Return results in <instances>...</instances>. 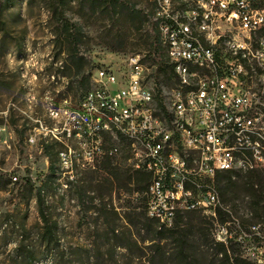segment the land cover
<instances>
[{
  "label": "built area",
  "instance_id": "built-area-1",
  "mask_svg": "<svg viewBox=\"0 0 264 264\" xmlns=\"http://www.w3.org/2000/svg\"><path fill=\"white\" fill-rule=\"evenodd\" d=\"M151 1L152 24L164 21L157 41L165 48L172 84L150 87L138 55L127 57L123 71L95 69L97 84L76 107L47 110L53 116L49 132L63 146L64 168L78 155L87 165L118 155V146L105 149V141L113 140L96 121L97 111H110L123 124L129 168L150 176L143 194L149 219L170 228L177 215L200 212L213 222L214 243L239 246L242 259L264 264V224L234 221L216 186L219 173L264 168L255 157V149L264 147V8L259 7L264 0H192L190 14L172 1ZM227 47L241 51L244 68H237ZM182 60H200L204 75L186 81L177 72ZM167 91L175 92L178 117L169 116ZM101 92L110 93V102L102 101ZM150 99L164 105V112H152ZM159 114L171 118V127L160 129ZM67 131H74L75 147L66 145ZM238 154H245V161H238ZM218 209L228 216L225 222L217 220Z\"/></svg>",
  "mask_w": 264,
  "mask_h": 264
},
{
  "label": "rangeland",
  "instance_id": "rangeland-1",
  "mask_svg": "<svg viewBox=\"0 0 264 264\" xmlns=\"http://www.w3.org/2000/svg\"><path fill=\"white\" fill-rule=\"evenodd\" d=\"M171 1L179 12L190 9L192 3ZM259 7L264 8V3ZM154 9L151 0H120L115 6L97 7L87 0H0V215L10 214L16 225L7 223L0 228V263L23 235L37 250L34 264H93L96 246L100 247L104 264H146L144 259H136L121 248L112 257L108 254L106 241L114 238L99 209L105 204L121 217L136 203L134 195H118L116 186L111 193L106 191L109 177L100 167L104 157L87 165L78 155V161L71 162L70 169H66L63 146L58 145V171L48 180L49 162L42 143L56 142L49 132L53 118L48 108H74L80 98V93L68 89L75 85L68 77V51L72 45L67 34L77 38L75 52L83 59L85 74L90 77L99 68L123 71L130 55L142 59L149 77L155 73V64L165 59L164 48L153 53L144 46L146 41L158 45L157 23L150 20ZM147 83L154 87L151 80ZM162 85L170 86L164 82L158 87ZM112 140L105 141V149L119 146L118 155L110 157L113 165L129 168L126 144ZM66 145L75 147L76 139L66 138ZM78 187L85 190L82 199ZM39 189L43 190L46 206L57 222L56 253L44 250L37 237L41 224L35 194ZM230 204L234 217L246 224H264V218L252 219L249 199L242 197ZM209 221L212 233L213 222ZM125 228V221L119 220L118 231ZM235 249L240 255L239 246Z\"/></svg>",
  "mask_w": 264,
  "mask_h": 264
},
{
  "label": "trees",
  "instance_id": "trees-1",
  "mask_svg": "<svg viewBox=\"0 0 264 264\" xmlns=\"http://www.w3.org/2000/svg\"><path fill=\"white\" fill-rule=\"evenodd\" d=\"M87 1L94 7L106 4L115 6L120 3V0ZM131 13L136 15L137 12L131 10ZM67 36L70 37L68 43L72 45V50L68 51L70 65L68 77L70 78V83L75 85L74 88L69 87L68 89L76 94L80 93L79 97H81L85 91L90 89L91 77L85 74L83 59L75 52L77 38L69 34ZM144 46L149 47L153 53L157 49H161L159 44L155 46L153 41H149V43L146 41ZM155 66V73L148 77L152 81L154 88L157 89L164 82L171 85V67L166 57L163 61L156 63ZM160 76L162 80H160ZM42 144L44 156L49 162L46 176L48 180H51L58 171L56 158L59 144L54 141L48 143L46 140ZM100 167L108 173L109 180L106 182L109 186L106 190L108 193H111L112 187L116 186L118 195L121 193L130 196L137 194V197L133 199L136 204L130 207V211L124 213L121 217L117 212L115 213L113 210L106 208L105 204L99 209L100 216L109 225L110 229L108 231L114 238L113 241L110 239L106 241L108 254L111 257L115 250L121 248L129 251L136 259H144L146 264H252L240 257L235 249L236 245L231 244L226 249L223 245L214 243L211 230L208 228L210 221L200 212L177 215L170 228H164L158 225L156 221L149 219L145 213V199L143 197L150 181L148 174L131 171L130 168H123L117 163L113 165L109 157L103 158ZM216 186L222 206H228L232 214L230 202L243 197L244 200L249 199L248 207L253 213L252 219L263 221L264 168L244 174L219 173L216 175ZM101 187V184L98 183L97 188L100 189ZM42 191V189H39L35 194L38 218L41 224L37 237L44 250L56 253L59 246L58 226L46 206ZM77 192L82 199L85 195L84 188L78 187ZM216 216L219 222H225L228 219V216L220 209L216 211ZM10 219V214L0 215V228L7 223L9 225L12 223V226L15 227L16 225ZM112 219H115L116 222ZM119 220H124L126 223L125 230L120 232L118 231ZM240 221L246 224V221ZM2 235H5L4 232ZM27 239L25 236L20 235L14 248L0 264H34L38 259L37 250L35 245L28 242ZM94 252L95 254L92 256L94 258L93 264H104L100 247L96 246ZM60 254L63 253L60 252ZM80 264L85 263L82 262Z\"/></svg>",
  "mask_w": 264,
  "mask_h": 264
},
{
  "label": "bare ground",
  "instance_id": "bare-ground-1",
  "mask_svg": "<svg viewBox=\"0 0 264 264\" xmlns=\"http://www.w3.org/2000/svg\"><path fill=\"white\" fill-rule=\"evenodd\" d=\"M182 13L190 14V9L184 10ZM156 23L159 37H161V30L159 29L164 28V21H157ZM227 55L233 56V58H235V64L237 68L245 67V58L242 56L241 51H238V48L227 47ZM177 72L179 74H185L186 81H195V74L204 75V67L200 60H182V63H177ZM90 82L91 84H97V75H92ZM101 99L103 102H110V93L101 92ZM165 105H168L170 117H178L177 99L174 91H167L165 96ZM150 110L155 113H163L164 105L158 104L157 99H150ZM50 115V117L53 118L51 112ZM96 121L101 122L105 126V131H109V137L116 140V142H122L126 144V147L128 148V141L124 136L123 124H121L120 119L112 117V113L110 111H97ZM156 124H158L160 129H167V127H171V118H167V114H159V116H156ZM66 138H73L74 140V131H67ZM255 157L256 159H259L260 162L264 163V147L255 149ZM238 161H245V154H238ZM129 163H131V153ZM224 209L230 210L227 208V206L224 207ZM233 220L240 221L236 216H233ZM251 263L258 264L257 262Z\"/></svg>",
  "mask_w": 264,
  "mask_h": 264
}]
</instances>
